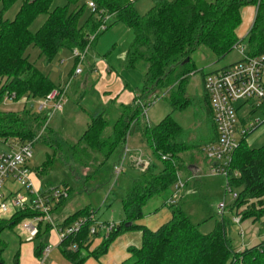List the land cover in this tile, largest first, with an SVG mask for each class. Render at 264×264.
<instances>
[{"label":"trees","instance_id":"trees-1","mask_svg":"<svg viewBox=\"0 0 264 264\" xmlns=\"http://www.w3.org/2000/svg\"><path fill=\"white\" fill-rule=\"evenodd\" d=\"M16 1L0 0V106L5 99L40 101L59 89L29 60L26 55L29 47L37 48L40 55L51 62L61 49L83 51L112 25L124 24L132 30L133 39L123 67L140 73L141 88L132 90L128 104H118L115 99L95 109L89 115L85 130L69 149L79 166L83 169L97 167L95 172H99L128 137L139 134L157 160L140 171L139 177L133 181L121 199L125 218L102 238L99 246L90 250L93 239L89 234V222L79 234L68 236L60 244L62 256L71 264H84L89 258L98 260L107 254L110 245L121 234L138 230L141 244L129 247V258L121 264H264V239L241 250L234 248L226 230L228 222L222 216L210 232L203 233L201 225L208 219L193 222L184 209L190 202L170 205L171 219L155 231L136 224L143 218L147 203L154 197L172 195L178 182L183 184L182 197L191 195L185 188L190 179L195 180L191 189L199 186L194 172L201 163L202 146L214 142L217 136L206 94L197 100L188 90V80L195 71L193 55L206 48L216 59H221L233 51L240 41L238 30L245 7L255 9L253 24L245 36L249 54L263 53L264 0H153V6L143 15L137 13L131 0H88L94 3L96 12L91 13L82 25L79 21L85 5L77 7L80 0H66V6L53 9V0H22L15 17L4 19V12ZM69 5L76 8L69 11ZM40 16H44V21L35 32L31 31L32 24ZM103 23L105 29L99 30ZM159 97L173 114H183L191 104L198 103L193 115L206 116L213 135L197 144L183 142L180 140L183 127L172 113L158 124H151L146 111ZM51 118L49 112L38 111L33 105L18 112L0 108V139L63 150V144L49 128ZM205 160L203 162L209 169L211 164ZM50 163L51 157L47 155L43 166L37 171L32 170L34 176L40 180L41 173ZM233 171L238 172V177L232 178V187L240 190L230 211L237 214L238 209L248 206L247 211L240 213L241 222H260L264 230V145L249 148L246 138L241 140L229 165L231 175ZM60 187L66 189L68 197L59 200L53 208L52 214L57 217L63 214L71 194L70 186L63 184ZM190 201L195 199L191 196ZM91 210L96 213L87 207L66 216L64 223L88 217ZM37 215L27 208L16 211L9 218H0L1 263L4 264L2 255L7 246L2 234ZM128 223L129 227L126 226ZM50 232V225H39L34 239ZM46 244L40 242L34 248L37 257H41ZM72 244L77 245L76 251L70 249Z\"/></svg>","mask_w":264,"mask_h":264},{"label":"rangeland","instance_id":"rangeland-1","mask_svg":"<svg viewBox=\"0 0 264 264\" xmlns=\"http://www.w3.org/2000/svg\"><path fill=\"white\" fill-rule=\"evenodd\" d=\"M21 3L22 0H17L8 8L4 12V19L12 20L20 9ZM88 4V0H80L76 5L77 7L85 5V10L79 21V25H82L92 13ZM66 5V0H53L51 8ZM152 5L153 0H137L135 2V10L139 15H143ZM76 6L69 5V11H72ZM43 21L44 16L38 17L32 24L31 31L35 32ZM246 24L243 19L239 33L248 30L249 27L246 28ZM132 39L133 32L130 28L121 23L112 25L97 38L92 46L87 47V64L81 65L84 74L75 77L68 86L66 85L72 76L75 66L72 51L61 49L51 62H47L35 47L31 46L26 51L29 60L41 72L48 75L55 86H59V88L67 87L66 95L62 102L63 110L54 113L49 121V128L53 129L55 137L63 144V150L56 151L42 144H36L32 148L33 156L28 163L31 170L37 171L43 166L47 155L51 157V163L41 173L39 181L40 185L46 187V189L57 188L63 184L71 187V194L63 210L64 214L71 215L88 207L96 211L98 220L119 223L120 220L125 218L121 199L128 192L133 181L140 175L139 168L133 164L132 160L139 156L142 161H147L149 165L152 162H157L150 147L139 134L128 137L126 143L120 146L100 167L99 172H95L97 167L83 169V167L79 166L74 161L72 151L69 149V145L77 142L85 130L89 122V115L95 110L94 108H98L100 105L103 106L104 101H107L106 103L111 101L110 99L104 98V91L111 92L114 95L120 94L116 102L120 104L129 97L127 93L141 88L140 73L135 70L127 71L123 67L125 54ZM242 45L248 47L247 39L243 40ZM240 57L236 49L221 59H216L206 48L200 49L193 55L195 71L188 80V90L194 95L195 99L199 100L204 94V78L208 74L218 72L235 64L240 60ZM88 63L96 65L98 71L94 74L88 73ZM109 68L113 78L105 73ZM87 75H89L90 79L86 86H80L77 89L73 88L76 83H81ZM115 79L124 83L122 88H120L119 82L115 81ZM97 80H99V83L94 87V82H97ZM124 89L126 90L123 91ZM37 102L30 100L24 103L22 101L16 102L6 99L1 103L0 108L4 111L18 112L24 107L30 108L33 105V108L37 109ZM197 108L198 103L195 102L190 105L185 113L173 114L168 104L159 97L148 106L146 115L148 121L156 125L168 114L172 113L183 127L180 140L189 144H197L209 139L213 135L209 120L206 116L193 115V112ZM238 116H246V121L258 120L261 123H258V126L247 135V146L249 148H258L264 145V113L262 109L245 105L240 111L238 110ZM125 147L133 153L130 156L131 159H126L123 172L116 177L113 174V165L119 161ZM6 148V144L0 139V149L5 150ZM199 156L201 163L199 164L198 170L194 172L199 186L191 189L192 181L195 180L193 178L190 179L189 184L185 188H188L186 191L191 195H184L182 197L181 194L178 201L179 204L190 202V204H185L184 209L190 215L193 222L198 223L203 218L208 219L206 225H201V231L203 233L210 232L222 216L228 222L226 230L234 248L241 247V245L245 248L254 242H260L264 238V230L260 222L252 223L251 220H246L241 224L232 223V219L236 214L229 209L232 205V198L230 194L224 192V178L222 176H210L209 169L203 162L205 160L204 154L201 152ZM16 188L15 185L8 187L10 190ZM239 190L236 188L232 189L234 193H238ZM170 196L171 194H168L164 198L159 196L152 198L144 207L143 218L137 221L136 224L145 225L151 230L155 228L154 224L156 223L166 224L171 219V207L169 204H164H166ZM191 196L195 201H190ZM221 201L227 207L220 213L218 204ZM248 209V206H243L238 209V212L242 213ZM241 234H243L242 237ZM139 236H141L140 231L132 230L122 240L116 244H112L107 254L101 256L98 260L89 258L84 264L123 263L129 258V254L126 252L127 246L133 243L140 246L141 239ZM2 239L7 243L6 250L2 255L4 264H16L15 256L18 249V242L21 241L23 244L31 245L34 250L40 242L47 243L49 241V235L30 241L20 231L19 226H15L12 230L5 231L2 234ZM100 243L94 247L96 248ZM94 247H91L90 250H94ZM54 253L60 261L62 260L65 264H69L61 256L59 250H54ZM47 261L49 262L50 259H47Z\"/></svg>","mask_w":264,"mask_h":264},{"label":"built area","instance_id":"built-area-1","mask_svg":"<svg viewBox=\"0 0 264 264\" xmlns=\"http://www.w3.org/2000/svg\"><path fill=\"white\" fill-rule=\"evenodd\" d=\"M88 7L92 13L96 12L93 2H89ZM104 29L105 24L103 23L99 30ZM244 39L234 47L241 56L240 60L223 70L208 74L203 81V89L209 100L217 138L214 142L205 144L202 152L211 164L209 175L224 178V192L230 194L232 202L238 198V193L232 191L231 184L232 178L238 177V172L233 171L232 175L229 172L232 155L239 147L241 140L245 139L260 123L258 120L246 121V116L239 117L238 110L240 111L245 105H250L262 109L264 113V52L250 55L248 47L242 45ZM86 49L72 51L77 64L66 86L83 72L81 65L86 63ZM66 86L53 90L43 100L38 101L36 110L47 111L50 117L56 112H61ZM4 143L7 148L0 149V218L10 217L16 211L27 208L38 213L37 216L25 219L18 225L20 231L30 241L38 234L39 225H50L51 231L56 235L57 243H47L43 248L41 252L43 262L54 249L60 247V244L68 236H76L89 222V234L93 241L97 238L107 237L119 225L116 222L98 220L96 213H93L92 210L88 217H80L70 224H65V217L54 216L52 210L59 200L68 197L66 189L62 187L40 189L37 187L33 180L34 173L28 166L33 156V147L30 144H18L14 141ZM132 153L126 147L124 148L123 155L113 165V174L116 177L123 172L124 163L126 159H131ZM138 157L132 160L133 164L140 171H144L149 163ZM10 185H15L17 188L10 190L8 189ZM174 188V193L166 201L169 205L178 203L183 191V184L178 182ZM226 207V204L221 201L218 204L219 212H223ZM232 223H242L238 211L233 217ZM242 236L243 234H241ZM70 249L76 251L77 245L72 244Z\"/></svg>","mask_w":264,"mask_h":264},{"label":"crops","instance_id":"crops-1","mask_svg":"<svg viewBox=\"0 0 264 264\" xmlns=\"http://www.w3.org/2000/svg\"><path fill=\"white\" fill-rule=\"evenodd\" d=\"M131 1H133L134 2V6H135V2L137 1V0H131ZM153 6V5H152ZM241 15H242V22H243V19H244V21H245V27L247 28V27H249L248 28V30H246V31H243V32H241V33H239V30H238V37L240 38V40H242V39H244L245 38V36H246V34L248 33V31L250 30V28H251V26H252V24H253V21H254V17H255V9L253 8V7H245V8H243L242 9V12H241ZM241 26H242V23H241ZM240 26V27H241ZM240 27H239V29H240ZM86 64H87V59H86ZM88 73H96L98 70L96 69L97 67H96V65H94V64H89L88 63ZM105 68V67H104ZM106 74H109V76H112L111 74H112V72H111V70H110V68L109 69H107V71L105 72ZM84 74V72H82L80 75H77L78 77L79 76H81V75H83ZM71 75V74H70ZM76 76V77H77ZM101 77V76H100ZM104 78V77H103ZM112 78H113V76H112ZM74 79V78H73ZM89 75H87L85 78H84V80L83 81H81V83H76V85H74V87L73 88H75V89H77V88H79L80 86H86L87 84H88V81H89ZM115 81H118L119 82V86H120V88H122L123 87V82L121 83L118 79H115ZM98 83H99V80H97V82H94V87H96V85H98ZM106 89H108V88H106ZM126 89H124L123 91H125ZM109 93H110V95H109ZM103 94H104V98L105 99H110V100H115L116 99V102H117V100H118V97H119V95L120 94H116V95H114V94H111V92H108V91H104L103 92ZM108 94V95H107ZM128 95H129V97L126 99V100H124L121 104H128L130 101H131V98H132V93H127ZM107 101H104L103 102V104L105 105V103H106ZM25 103V102H24ZM100 106H102V105H100ZM94 109H97L96 107L94 108ZM210 143V142H209ZM207 144V143H206ZM194 168V167H193ZM195 169V168H194ZM193 169V170H194ZM195 170H197V169H195ZM194 170V171H195ZM34 179V182H35V184H36V186L37 187H39L40 189H46V187H43V186H41L40 185V181H39V179H37V177L36 176H34L33 177ZM182 194V193H181ZM66 216H68V214H62V215H60V216H58V217H66ZM6 218H9V217H6ZM155 226V228L154 229H152V231H155V230H157L158 229V227L160 228L161 227V225L162 224H158V223H156V224H154ZM204 225H206V223L205 224H203V226ZM142 226H144V227H146L147 228V226H145V225H142ZM202 228V227H201ZM149 229V228H148ZM151 230V229H150ZM129 232H132V231H126V232H124L123 234H121L112 244H116L117 242H119L120 240H122L126 235H127V233H129ZM140 237V239H141V236H139ZM264 239V238H263ZM262 239V240H263ZM127 240V239H126ZM130 240V239H129ZM261 240V241H262ZM102 241V239L101 238H97V239H95L93 242H92V245H91V247L93 248L94 246H96L99 242H101ZM260 241V242H261ZM47 243H52V244H56L57 243V239H56V235L51 231L50 233H49V241L47 242ZM259 242H254V243H252L251 245H249V246H253V245H256V244H258ZM112 244L110 245V247L112 246ZM141 244V243H140ZM131 246H134V247H139L138 246V244H131V245H128L127 246V248H126V252L128 253V248L129 247H131ZM243 245H241V247H238V248H236V249H238V250H241V249H243L244 247H242ZM110 247H109V249H110ZM248 247V246H247ZM95 248V247H94ZM246 248V247H245ZM54 250H59V248H56V249H54ZM54 250L49 254V256L46 258V260L43 262L42 261V259H41V257H37L35 254H34V250H33V248L31 247V245H28V244H23L21 241L20 242H18V249H17V252H16V256H15V260H16V264H65L64 263V261H60V259H58V256L54 253ZM60 251V250H59ZM109 251V250H108ZM108 253V252H107ZM60 254H61V252H60ZM61 256H62V254H61ZM63 257V256H62ZM125 257V256H124ZM64 258V257H63ZM47 259H50V261L48 262L47 261ZM64 260H66V259H64ZM47 261V262H46ZM67 261V260H66ZM68 262V261H67ZM69 264H71L70 262H68Z\"/></svg>","mask_w":264,"mask_h":264},{"label":"water","instance_id":"water-1","mask_svg":"<svg viewBox=\"0 0 264 264\" xmlns=\"http://www.w3.org/2000/svg\"><path fill=\"white\" fill-rule=\"evenodd\" d=\"M126 226L129 227L130 226V223L126 224ZM0 264H3V263L0 262Z\"/></svg>","mask_w":264,"mask_h":264}]
</instances>
